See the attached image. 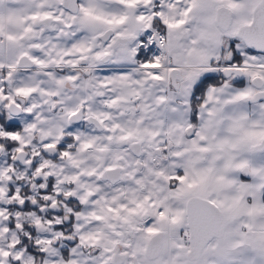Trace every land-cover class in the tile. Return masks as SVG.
<instances>
[{"label":"snow or ice","instance_id":"obj_1","mask_svg":"<svg viewBox=\"0 0 264 264\" xmlns=\"http://www.w3.org/2000/svg\"><path fill=\"white\" fill-rule=\"evenodd\" d=\"M0 264H264V0H0Z\"/></svg>","mask_w":264,"mask_h":264}]
</instances>
